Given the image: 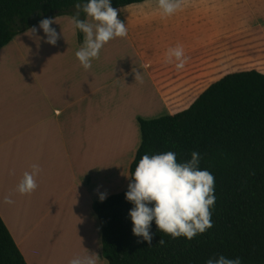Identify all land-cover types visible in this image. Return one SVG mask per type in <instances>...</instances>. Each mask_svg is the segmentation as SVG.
Listing matches in <instances>:
<instances>
[{"label": "crops", "instance_id": "0c3cea01", "mask_svg": "<svg viewBox=\"0 0 264 264\" xmlns=\"http://www.w3.org/2000/svg\"><path fill=\"white\" fill-rule=\"evenodd\" d=\"M117 9L127 36L105 44L88 70L69 15L54 17L56 46L37 25L39 39L30 28L0 49V218L26 264L90 255L107 264L92 205L127 189L138 120L188 109L228 74H264V0H183L171 16L158 0ZM177 45L187 57L181 70L166 60ZM33 165L37 188L22 195Z\"/></svg>", "mask_w": 264, "mask_h": 264}, {"label": "trees", "instance_id": "16d2710c", "mask_svg": "<svg viewBox=\"0 0 264 264\" xmlns=\"http://www.w3.org/2000/svg\"><path fill=\"white\" fill-rule=\"evenodd\" d=\"M146 0H111L115 9ZM76 0H0V49L44 18L76 14ZM84 19L85 14L80 13ZM78 39L82 33L77 29ZM141 141L129 167V180L144 155L168 151L179 163L200 154V169L215 180L212 227L187 240L160 232L153 221L151 246L132 233L125 199L128 188L94 202L107 264H206L210 258H239L264 264V74L224 76L190 107L172 116L138 120ZM163 239L165 243L158 242ZM141 241V242H138ZM0 264H26L0 218Z\"/></svg>", "mask_w": 264, "mask_h": 264}, {"label": "clouds", "instance_id": "9594fccd", "mask_svg": "<svg viewBox=\"0 0 264 264\" xmlns=\"http://www.w3.org/2000/svg\"><path fill=\"white\" fill-rule=\"evenodd\" d=\"M182 3L183 0H158V9L163 16H171L181 9ZM75 8L72 22L84 36L75 55L81 66L88 70L92 66L91 61L98 58L105 44L127 36V26L118 19V9L111 6V0H76ZM81 12L85 14L84 19L80 18ZM53 24H57L55 18H44L38 28L44 33V42L56 46L61 34L52 27ZM38 28L30 29L33 38L39 39ZM166 60L175 62L177 70L183 69L187 63L183 47L177 45L169 48ZM199 162L198 152H192L191 159L184 163L177 162L176 153L172 151L146 154L140 159L125 193V199L133 205L128 215L134 236L151 246L155 235L151 232L153 221L160 232L173 239L183 236L191 240L213 226L210 208L216 200L215 180L208 170L200 169ZM39 171V167L33 165L31 173L23 174L17 187L20 194H30L36 190L35 177ZM105 198V194L100 195L101 202ZM4 203L11 204L12 200L5 197ZM158 243L163 245L165 241L161 238ZM70 264H96V259L94 255L76 257ZM206 264H241V261L239 258L219 256L208 259Z\"/></svg>", "mask_w": 264, "mask_h": 264}, {"label": "rangeland", "instance_id": "374dc122", "mask_svg": "<svg viewBox=\"0 0 264 264\" xmlns=\"http://www.w3.org/2000/svg\"><path fill=\"white\" fill-rule=\"evenodd\" d=\"M128 188V187H127ZM86 238L87 239H90V241H91V236H92V229L89 227V226H87V230H86ZM62 252L64 253L65 252V248L63 247V249H62ZM101 259H104L103 258V256H102V253H101ZM105 260V259H104Z\"/></svg>", "mask_w": 264, "mask_h": 264}]
</instances>
